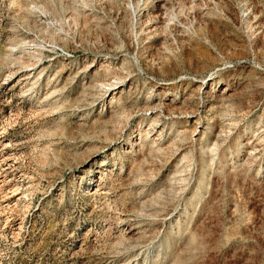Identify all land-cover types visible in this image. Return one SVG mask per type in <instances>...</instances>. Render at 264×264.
Segmentation results:
<instances>
[{
  "label": "rangeland",
  "instance_id": "obj_1",
  "mask_svg": "<svg viewBox=\"0 0 264 264\" xmlns=\"http://www.w3.org/2000/svg\"><path fill=\"white\" fill-rule=\"evenodd\" d=\"M0 181V264H264V0H0Z\"/></svg>",
  "mask_w": 264,
  "mask_h": 264
},
{
  "label": "bare ground",
  "instance_id": "obj_2",
  "mask_svg": "<svg viewBox=\"0 0 264 264\" xmlns=\"http://www.w3.org/2000/svg\"><path fill=\"white\" fill-rule=\"evenodd\" d=\"M154 27V26H153ZM157 143V142H156ZM5 171V170H4ZM8 172V171H7ZM10 175V174H9ZM8 176V175H7ZM5 179V178H4ZM3 180V179H2ZM9 180V179H8ZM7 180V181H8ZM10 181V180H9ZM1 182V181H0ZM18 185V184H17ZM13 186V185H12ZM16 187V188H15ZM14 189H13V193L12 194H17V189H19V187L15 186ZM11 188V187H10ZM13 188V187H12ZM98 189V188H97ZM96 191V190H95ZM98 191V190H97ZM101 192V191H100ZM109 192V191H108ZM104 193V192H103ZM99 194V193H98ZM106 194V193H105ZM107 195V194H106ZM94 198V197H93ZM97 198V197H96ZM101 202V201H100ZM108 205V204H107ZM122 215V214H121ZM123 222V221H122ZM90 229V228H89ZM89 231V230H88ZM96 235V234H95ZM98 235V234H97ZM96 235V236H97ZM84 236V235H83ZM84 238L86 239V237L84 236ZM83 239V238H82ZM96 239V238H95ZM93 240V239H92ZM83 241V240H82ZM82 248V247H81Z\"/></svg>",
  "mask_w": 264,
  "mask_h": 264
}]
</instances>
